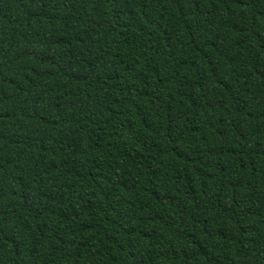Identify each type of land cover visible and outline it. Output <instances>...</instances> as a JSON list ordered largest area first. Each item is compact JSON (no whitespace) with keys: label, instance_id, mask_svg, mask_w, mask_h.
Returning <instances> with one entry per match:
<instances>
[{"label":"trees","instance_id":"1","mask_svg":"<svg viewBox=\"0 0 264 264\" xmlns=\"http://www.w3.org/2000/svg\"><path fill=\"white\" fill-rule=\"evenodd\" d=\"M0 264H264V0H0Z\"/></svg>","mask_w":264,"mask_h":264}]
</instances>
